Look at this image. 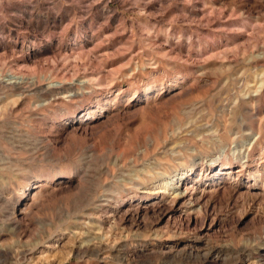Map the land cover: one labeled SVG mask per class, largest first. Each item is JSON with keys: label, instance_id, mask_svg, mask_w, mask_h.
I'll list each match as a JSON object with an SVG mask.
<instances>
[{"label": "rangeland", "instance_id": "374dc122", "mask_svg": "<svg viewBox=\"0 0 264 264\" xmlns=\"http://www.w3.org/2000/svg\"><path fill=\"white\" fill-rule=\"evenodd\" d=\"M0 264H264V0H0Z\"/></svg>", "mask_w": 264, "mask_h": 264}, {"label": "bare ground", "instance_id": "6f19581e", "mask_svg": "<svg viewBox=\"0 0 264 264\" xmlns=\"http://www.w3.org/2000/svg\"><path fill=\"white\" fill-rule=\"evenodd\" d=\"M14 83V82H13ZM12 84V83H11ZM19 85V84H18Z\"/></svg>", "mask_w": 264, "mask_h": 264}]
</instances>
